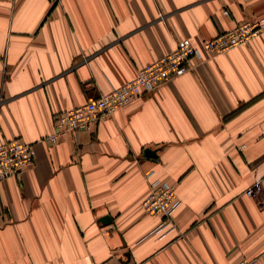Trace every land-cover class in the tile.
<instances>
[{
  "label": "crops",
  "instance_id": "1",
  "mask_svg": "<svg viewBox=\"0 0 264 264\" xmlns=\"http://www.w3.org/2000/svg\"><path fill=\"white\" fill-rule=\"evenodd\" d=\"M262 18L264 0H0V141L36 152L0 182V264H264V34L44 141L177 41ZM153 181L180 201L169 233L142 209Z\"/></svg>",
  "mask_w": 264,
  "mask_h": 264
},
{
  "label": "built area",
  "instance_id": "2",
  "mask_svg": "<svg viewBox=\"0 0 264 264\" xmlns=\"http://www.w3.org/2000/svg\"><path fill=\"white\" fill-rule=\"evenodd\" d=\"M58 4L61 0H47ZM225 14H227L225 12ZM264 34V18L237 23L233 28L196 47L189 39L177 41L172 49L161 57L142 66L134 78L107 93L82 105L64 109L54 116L53 131L44 141L55 144L79 131H90L101 120L111 117L129 103L152 94L165 83L192 69V61H209L216 56L240 45L249 43ZM34 145L20 139L0 141V182L16 177L35 163ZM262 192L260 182L247 188L244 194L258 197ZM180 205L174 187L153 181L142 202L146 215L161 218L156 233H169L176 227L173 214ZM236 264H259L257 259H242Z\"/></svg>",
  "mask_w": 264,
  "mask_h": 264
},
{
  "label": "rangeland",
  "instance_id": "3",
  "mask_svg": "<svg viewBox=\"0 0 264 264\" xmlns=\"http://www.w3.org/2000/svg\"><path fill=\"white\" fill-rule=\"evenodd\" d=\"M225 12H226L227 14H225ZM223 14H224V15H228V11H226V10L223 11ZM227 31H228V30H227ZM225 32H226V31H225ZM222 33H223V32H222ZM220 34H221V33H220ZM218 35H219V34H218ZM215 37H216V36H215ZM258 37H259V36H258ZM256 38H257V37H256ZM256 38H254V39H256ZM254 39H253V40H254ZM253 40H251L249 43H251ZM249 43L244 44V45H248ZM240 46H242V45H240ZM237 47H238V46H237ZM163 55H164V54H163ZM160 57H161V56H160ZM139 69H140V68H139ZM139 69H138V70H139ZM131 103H132V102H131ZM129 104H130V103H129ZM126 106H127V105H126ZM124 107H125V106H124Z\"/></svg>",
  "mask_w": 264,
  "mask_h": 264
},
{
  "label": "water",
  "instance_id": "4",
  "mask_svg": "<svg viewBox=\"0 0 264 264\" xmlns=\"http://www.w3.org/2000/svg\"><path fill=\"white\" fill-rule=\"evenodd\" d=\"M145 154L150 155L147 151L145 152ZM102 221H103L104 223H106V222L109 221V218H108V217H104V218L102 219Z\"/></svg>",
  "mask_w": 264,
  "mask_h": 264
}]
</instances>
